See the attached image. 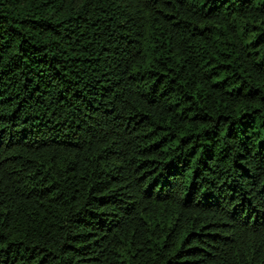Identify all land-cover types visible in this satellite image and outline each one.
Segmentation results:
<instances>
[{
  "label": "trees",
  "instance_id": "obj_1",
  "mask_svg": "<svg viewBox=\"0 0 264 264\" xmlns=\"http://www.w3.org/2000/svg\"><path fill=\"white\" fill-rule=\"evenodd\" d=\"M0 264H264V0H0Z\"/></svg>",
  "mask_w": 264,
  "mask_h": 264
}]
</instances>
